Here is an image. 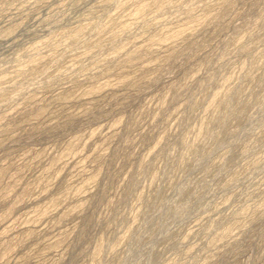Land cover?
Instances as JSON below:
<instances>
[{
  "label": "rangeland",
  "instance_id": "374dc122",
  "mask_svg": "<svg viewBox=\"0 0 264 264\" xmlns=\"http://www.w3.org/2000/svg\"><path fill=\"white\" fill-rule=\"evenodd\" d=\"M0 264H264V0H0Z\"/></svg>",
  "mask_w": 264,
  "mask_h": 264
}]
</instances>
